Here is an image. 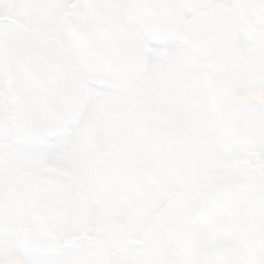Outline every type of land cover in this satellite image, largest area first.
Listing matches in <instances>:
<instances>
[{"label": "snow or ice", "instance_id": "obj_1", "mask_svg": "<svg viewBox=\"0 0 264 264\" xmlns=\"http://www.w3.org/2000/svg\"><path fill=\"white\" fill-rule=\"evenodd\" d=\"M24 7L36 13L35 30L11 65L0 46V89L11 80L22 101L31 97L50 112L67 77L71 123L32 139L20 131L23 120L13 127L5 118L0 154L70 160L118 138L98 175L104 190L90 183L85 193V215L104 204L130 221L133 238L150 228L146 264H239L241 247L247 264H264V0H29ZM213 88L217 110L208 107ZM245 93L262 99L243 102ZM130 103L135 127L123 112ZM108 109L118 118L106 135L89 138L97 118L113 114ZM238 216L247 218L242 228ZM224 246L232 252L220 259ZM109 248V264H134L140 251L123 238ZM83 250L21 249L29 264H75Z\"/></svg>", "mask_w": 264, "mask_h": 264}, {"label": "rangeland", "instance_id": "obj_2", "mask_svg": "<svg viewBox=\"0 0 264 264\" xmlns=\"http://www.w3.org/2000/svg\"><path fill=\"white\" fill-rule=\"evenodd\" d=\"M27 3H29V0H0V18L3 19L0 20L2 21L0 22V46L7 47L8 51L10 49V43L21 37V34L18 35V27H23L27 31L30 30L32 34L35 30L36 13L34 10H27L24 7ZM251 95V93H245L246 97L250 96L254 98L255 95ZM0 97L4 99L6 104L12 101L6 87L0 89ZM105 111L113 114L105 115L102 113L93 124L89 138L98 133L106 135L114 121L118 118L113 110L108 109ZM123 112L128 125L135 127L138 119L135 104H128L123 109ZM6 115L9 117L8 124L16 127L14 116ZM86 143L87 140L82 143L81 148ZM98 143L101 146L96 151L85 155H78L70 160L46 158L38 155L26 157L22 151L15 150L6 153L12 156L13 160L11 162H0V189L13 187L17 183L16 185L19 186L31 187L32 193L37 194L39 189L54 190V186L58 184L62 194L61 204L66 206L73 199L74 194L77 193L78 198L75 203V208L81 213L82 236L73 233V223L70 222V218L66 214L59 225V227L65 226L66 229L65 231L64 229L61 231L63 235L58 240L60 244L70 246L75 243V239L82 237V242L79 245H83L84 250L82 255L76 259L75 264H93L97 256L100 259V264H109V260L114 259L115 255L114 251L109 248L110 241L123 238L131 243L139 239V237L133 238L131 236L129 232L130 221L128 219L121 220L114 217L104 204H98L94 212L90 215H85L82 211V203L90 183L98 190H104L105 186L98 182V175L110 160L111 150L119 145L120 141L118 138H110L107 140L102 139ZM77 152H79V149ZM98 164L100 165L96 166ZM164 211H167V209H162V213ZM84 224L86 225L85 227H83ZM33 229L35 237L33 238L32 244L29 245L27 240L20 238L18 228L9 230L4 227L0 228V264H29V257L23 254L21 251L22 248H28L32 251L35 250V253L39 255L68 254L73 250L71 249L67 252L57 250L51 240H47L46 234H44V230L40 225L38 226L34 223ZM59 229L56 231H59ZM146 231H149V229ZM132 246L135 247L136 245L132 244ZM136 248L138 247L136 246ZM141 253L142 249L137 253L134 264H140Z\"/></svg>", "mask_w": 264, "mask_h": 264}, {"label": "flooded vegetation", "instance_id": "obj_3", "mask_svg": "<svg viewBox=\"0 0 264 264\" xmlns=\"http://www.w3.org/2000/svg\"><path fill=\"white\" fill-rule=\"evenodd\" d=\"M0 20H3V19L0 18ZM17 30H18V35L21 34V37L20 39L15 40L14 42L10 43L9 45L10 49L8 53L10 52V50L16 47V45L22 43V38L24 36L32 34L30 30L27 31L23 27H18ZM208 80H209V83L211 84L210 74L208 76ZM8 83L6 84L5 87L8 93L10 94L12 101L9 104H6L4 99L0 97V117H1L0 127H2L5 118L8 121L9 117L6 114L14 116V120L16 122L15 126L18 125V121L20 120H23L25 122L24 117L22 116L23 110L17 106L15 96L12 95L11 88ZM252 95H255L256 97L254 96V98H251L250 96L246 97L244 95L241 99L243 102L245 101L252 102V101L261 100V97L259 96V94H252ZM208 107L211 110H217V107H218L217 106V93L214 88L209 96ZM69 123H71V120ZM25 128L26 127L21 128L20 131L22 132L24 136L29 137L28 135H26ZM12 160H13L12 156L10 155L2 154V156H0V162L2 161L11 162ZM99 165L100 164L96 166H99ZM16 184L17 183H15L13 187H7L5 189H0V226L1 227H4L8 230L12 228H18L19 229L18 234L20 233V238L27 240L29 242V245H31L33 238L35 237L34 229H33L34 223L38 226L40 225V227L44 230V234H46L45 236L47 240L49 241L51 240L52 244L59 251L60 250L61 251L64 250L66 252L70 251L71 249H75L80 244V242H82V237L75 239V243H73L70 246H68L67 244H60L58 241L61 235H63L61 231L63 229L65 231L66 229L65 226L59 227L60 222L66 216V214L67 216H69L70 222L73 223V227H72L73 233L75 235L82 236L81 230H83V228H82V223L80 222L82 217H81V213H79V210L75 208V203L78 198L77 193L74 194L73 199H71L69 201L68 206H66V205L61 204L62 194L60 192V187L58 184L54 186L55 188L54 190L39 189L37 194L32 193L31 191L32 188L29 186L23 187V186H19ZM38 202L41 203L43 206L42 211L40 210L37 211L33 209V204L34 203L38 204ZM255 202H256L255 200H250L249 206L254 205ZM67 207H68V212H67ZM246 219L247 218L245 216H238L236 217L235 224L238 227L242 228L246 222ZM85 226L86 225L84 224L83 227ZM58 228H60L59 231H56ZM150 233H151V229L149 228V231H145L139 237L138 241L131 242V244H135L138 248L142 249V253L140 256V259H141L140 264H146L144 249L146 247V244L152 240ZM95 246L98 247L97 244H95ZM226 247L231 249L230 246H226ZM33 252H35V250H33ZM238 255L241 257L239 264H247L248 249L245 247H241L238 252ZM99 260L100 259L97 256V259L95 260V263L93 264H100Z\"/></svg>", "mask_w": 264, "mask_h": 264}, {"label": "water", "instance_id": "obj_4", "mask_svg": "<svg viewBox=\"0 0 264 264\" xmlns=\"http://www.w3.org/2000/svg\"><path fill=\"white\" fill-rule=\"evenodd\" d=\"M21 44V43H20ZM19 44V45H20ZM14 47L9 56V62L11 65L12 59L15 57L18 46ZM9 86H11V92L16 98V103L19 108L23 110L22 116L26 122L27 127L25 128L26 135L30 138H37L40 134L39 130H46L49 134H55L62 131L69 123L71 118L70 110L73 104V91L69 80L65 78L64 88L61 93L54 99L53 106L50 112H43L37 109L35 104L32 102V98L28 97L22 101L17 94L16 88L13 86L11 80H9ZM1 124V117H0ZM42 204L38 202L33 204V209L42 211ZM232 250L224 246L218 249V257L220 259L227 258L231 255ZM204 259H208L207 256Z\"/></svg>", "mask_w": 264, "mask_h": 264}]
</instances>
